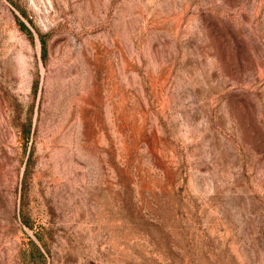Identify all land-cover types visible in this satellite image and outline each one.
I'll return each mask as SVG.
<instances>
[{"label": "rangeland", "instance_id": "obj_1", "mask_svg": "<svg viewBox=\"0 0 264 264\" xmlns=\"http://www.w3.org/2000/svg\"><path fill=\"white\" fill-rule=\"evenodd\" d=\"M0 264H264V0H0Z\"/></svg>", "mask_w": 264, "mask_h": 264}, {"label": "trees", "instance_id": "obj_2", "mask_svg": "<svg viewBox=\"0 0 264 264\" xmlns=\"http://www.w3.org/2000/svg\"><path fill=\"white\" fill-rule=\"evenodd\" d=\"M19 23H20V27H22L28 35H31V31L25 26V24L21 21H19ZM39 36H40L41 43H42V53L45 54V51H46L45 41L43 40L42 34H39ZM28 134H29V128L26 130V134H25L26 137L28 136Z\"/></svg>", "mask_w": 264, "mask_h": 264}]
</instances>
